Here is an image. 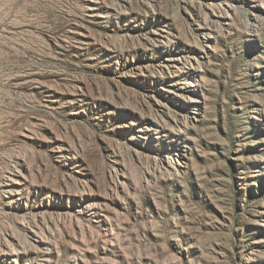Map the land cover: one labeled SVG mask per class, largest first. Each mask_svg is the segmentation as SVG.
<instances>
[{"label": "rangeland", "instance_id": "obj_1", "mask_svg": "<svg viewBox=\"0 0 264 264\" xmlns=\"http://www.w3.org/2000/svg\"><path fill=\"white\" fill-rule=\"evenodd\" d=\"M0 264H264V0H0Z\"/></svg>", "mask_w": 264, "mask_h": 264}]
</instances>
